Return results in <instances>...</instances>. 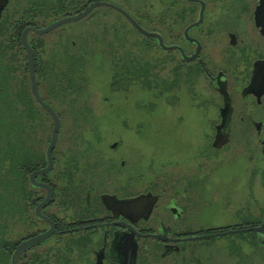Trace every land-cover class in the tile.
I'll list each match as a JSON object with an SVG mask.
<instances>
[{
  "label": "flooded vegetation",
  "instance_id": "flooded-vegetation-1",
  "mask_svg": "<svg viewBox=\"0 0 264 264\" xmlns=\"http://www.w3.org/2000/svg\"><path fill=\"white\" fill-rule=\"evenodd\" d=\"M39 1L21 11L0 1V264L49 232L16 264H253L264 253L261 0ZM92 4L75 31L26 34L60 122L50 152L55 119L34 94L22 34ZM91 68L107 71L115 96L91 90ZM147 91L156 135L184 131L179 148L160 144L150 159L138 144ZM229 236L239 240L225 255L210 245Z\"/></svg>",
  "mask_w": 264,
  "mask_h": 264
},
{
  "label": "rangeland",
  "instance_id": "rangeland-1",
  "mask_svg": "<svg viewBox=\"0 0 264 264\" xmlns=\"http://www.w3.org/2000/svg\"><path fill=\"white\" fill-rule=\"evenodd\" d=\"M130 1L134 4H138L140 2V0H130ZM38 2L40 1L39 0H19L20 5L18 7L19 8L18 10L21 11L25 8L31 7V5H35ZM48 23H51V20H49V18L47 22L41 23L40 26H45ZM81 24L82 22L70 23L69 25H66L62 28L63 30H66V31H75L76 28L81 26ZM46 38L52 39L53 35H49V37H46ZM86 75L90 81V86L92 87L91 90L92 91L94 90V93H97L106 98H112L113 96H115V94L110 92V89H109V84H108L109 76H108L107 71H97L91 68L89 71L86 72ZM145 97L146 99L144 101L146 102L143 104V107L138 110V113L140 115H144L145 112L147 113L146 123H145L146 124V132H145L146 138L145 140L141 139L143 141L139 142L138 144H139L141 153L146 155L144 156V158L150 159L151 157H154V155L156 154L157 148L160 144L168 151V153H171L173 145L175 148H179L175 145L177 144L179 146L180 141L183 140L184 131L182 129L183 127L175 126L178 128H176L173 132H170V133H173V136H172L173 139L170 138L168 140L166 139L161 140L160 137L164 136L163 132L159 133L160 137L157 136L155 133L158 127L156 117L160 116V113H158V110H156L157 104L153 98V93L147 91L145 93ZM120 99L121 98L115 99V97L113 99H109L110 104L107 103V105L104 107V111L107 114H109L107 116V119L111 122L113 121L112 113H115L117 110L116 108L118 107L117 103H122V100ZM132 106L130 104H123L122 105V107L124 108L123 111H126V112L133 111ZM260 202H264V200L261 199ZM236 240H239V237L229 236L225 238H217V239L212 240L210 245L218 247L221 250L220 253L222 255H225L230 245ZM244 252L250 254L251 250L250 248H246L244 249ZM253 264H264V253L262 251L258 252V256L254 259Z\"/></svg>",
  "mask_w": 264,
  "mask_h": 264
},
{
  "label": "water",
  "instance_id": "water-1",
  "mask_svg": "<svg viewBox=\"0 0 264 264\" xmlns=\"http://www.w3.org/2000/svg\"><path fill=\"white\" fill-rule=\"evenodd\" d=\"M1 3H5L7 0H0ZM94 7H96V4H92L91 7H89L87 10H85L83 13L77 15V16H72V17H67V18H63L57 22H55L54 24L50 25L47 28L44 29H36V28H27L24 30L23 34H22V42L27 50V54H28V68H29V75H30V80L31 83H33V91L34 94L36 96V99L38 101V103H40L41 105H43L45 108H47L53 115L54 119H55V126H54V130H53V137H52V142H51V147H50V152L53 150L56 141H57V137H58V130L60 127V122L58 117L56 116V113L54 112V110L52 109V107L46 105L43 103L40 94L38 92L37 89V78H36V71H35V64H34V54L33 51H31V48L29 47V45L26 42V34L28 31L34 32L36 34H47L49 32H51L52 30L60 27L61 25L70 23V22H75V21H79L83 18H85L86 16H88L91 11L94 9ZM257 18H258V24L260 26H262L264 28V0H261V5L258 9L257 12ZM52 166V165H51ZM51 166L48 168V170L51 168ZM258 232L264 233V226L261 228L256 229ZM52 232H49L47 234H43L41 236H38L34 239H30L26 242H24L23 244H21L19 246V248L16 250V252L14 253L13 257H12V264H16L17 258L19 256V254L28 246L30 245H34L38 242H41L45 239H47L49 236H51Z\"/></svg>",
  "mask_w": 264,
  "mask_h": 264
},
{
  "label": "trees",
  "instance_id": "trees-1",
  "mask_svg": "<svg viewBox=\"0 0 264 264\" xmlns=\"http://www.w3.org/2000/svg\"><path fill=\"white\" fill-rule=\"evenodd\" d=\"M53 63V66H52V73H51V81H59L60 80V74H59V69L57 66L58 62L57 61H54L52 62ZM55 89H58V85H52V90H55ZM59 94V93H58Z\"/></svg>",
  "mask_w": 264,
  "mask_h": 264
}]
</instances>
